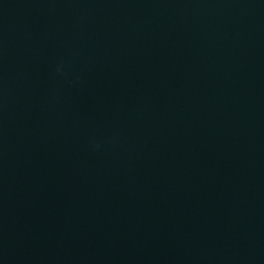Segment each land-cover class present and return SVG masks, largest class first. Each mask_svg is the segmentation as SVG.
Returning a JSON list of instances; mask_svg holds the SVG:
<instances>
[{"label": "water", "instance_id": "obj_1", "mask_svg": "<svg viewBox=\"0 0 264 264\" xmlns=\"http://www.w3.org/2000/svg\"><path fill=\"white\" fill-rule=\"evenodd\" d=\"M0 264H264V0H0Z\"/></svg>", "mask_w": 264, "mask_h": 264}]
</instances>
